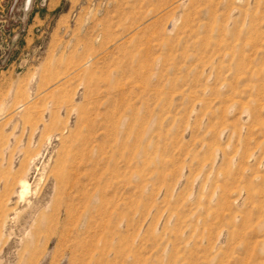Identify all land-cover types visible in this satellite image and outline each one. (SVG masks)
<instances>
[{"label": "rangeland", "instance_id": "obj_1", "mask_svg": "<svg viewBox=\"0 0 264 264\" xmlns=\"http://www.w3.org/2000/svg\"><path fill=\"white\" fill-rule=\"evenodd\" d=\"M26 167L0 264H264V0H0Z\"/></svg>", "mask_w": 264, "mask_h": 264}, {"label": "bare ground", "instance_id": "obj_2", "mask_svg": "<svg viewBox=\"0 0 264 264\" xmlns=\"http://www.w3.org/2000/svg\"><path fill=\"white\" fill-rule=\"evenodd\" d=\"M17 108H20V107H17ZM26 161V160H25ZM27 162V161H26ZM25 164V163H24ZM27 164V163H26ZM23 166V164H22ZM25 168V167H24ZM24 168H21L19 171H18V174H17V177L12 185V188L9 192V194L7 195L6 197V201L5 203L3 202V207L1 206L0 204V211H3L4 208L8 205H21L22 203L23 204H28V202H25V197H26V194L29 190V179L32 178V175L33 172L32 170L34 169L33 167L31 168H28L26 167V169ZM28 168V169H27ZM33 168V169H32ZM32 169V170H31ZM31 171V172H30ZM11 185V184H10ZM5 213H6V210H4ZM8 213V212H7ZM31 213L27 214L28 217H31ZM3 215V214H2ZM11 216V214H9ZM8 214H6L4 216V219L2 217L1 219V222H2V226H6L7 222L10 223L8 221V217H9ZM9 220L10 217H9ZM1 228V227H0Z\"/></svg>", "mask_w": 264, "mask_h": 264}]
</instances>
